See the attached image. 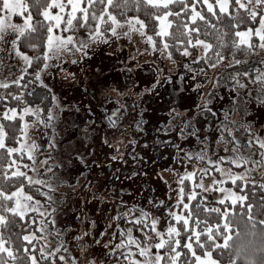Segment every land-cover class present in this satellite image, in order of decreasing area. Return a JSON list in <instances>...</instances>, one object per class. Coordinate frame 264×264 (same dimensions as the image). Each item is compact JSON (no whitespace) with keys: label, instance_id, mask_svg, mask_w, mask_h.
<instances>
[{"label":"rangeland","instance_id":"1","mask_svg":"<svg viewBox=\"0 0 264 264\" xmlns=\"http://www.w3.org/2000/svg\"><path fill=\"white\" fill-rule=\"evenodd\" d=\"M2 3L3 0H0V7ZM82 3L85 7H89L87 24L81 21L80 26L72 31L64 28L54 29L55 34L72 35L75 43H69L57 56H53L47 67L44 66V58L37 65H33L32 61L26 64L17 54V41L16 45H13L12 41L20 33L9 27L0 34L2 36L0 38V127L5 145L0 148L7 152L8 148L21 147V142L31 144L33 141L37 147L42 145L35 159L29 158L26 152L23 155L20 152L12 154L7 152L6 168L9 169L6 178H9L7 181L10 186L4 191L11 193L23 185L24 192L34 198L29 201L30 207H34L36 201L41 202L42 210L44 207L55 206L61 219L58 227L65 231L59 239L50 236L46 237L47 242L44 239L25 241L23 236L28 233L34 234L35 237L45 235L37 226L38 214L35 211L26 213L27 223L15 215L9 221L13 242L4 245L13 250L6 264H31L33 255L37 258L38 264H53V261L55 264H135V260H143L144 257L140 255L134 244L131 245L133 249L131 253L126 251L127 233L125 231L122 236L121 230L127 228L134 229L132 235L142 242L141 246L150 245L149 252L153 256L160 251L170 260L174 255V246L175 251L180 252L177 264H195L192 251L200 256L205 252H211L212 257L220 262L217 255L220 247L223 246L221 237L223 230L216 232L213 227L215 239L208 241L204 228L218 224L212 222L215 217L210 215L209 220L206 221L202 219L201 213L195 215L191 208L202 205V202L219 204L222 213L231 211L235 205L243 207L244 203L239 200L233 205L231 200L227 199L230 193L222 190L227 188L245 199H256L247 189L253 187L254 183L262 182L261 192L256 186L253 188L256 190L254 193L262 194L260 203L255 204L264 219V163L261 162L259 146L254 153L255 164L234 165L229 161L221 162L220 167L223 169L231 170L233 174H240L235 182L227 179L219 170H214V166L209 165L207 159H195V156L201 154L205 143L210 147L204 153L213 154L214 159L218 160L226 154L218 151V148H222L220 146L222 141H200L201 138L198 139L200 134L190 131L194 127L188 131L183 125L180 127L182 130L176 129L184 119L183 116H186V119L188 116L194 117L190 113L184 114L183 110L179 113L177 111L183 109L185 105L188 107L184 109L192 110L191 106L194 103H196L195 107L202 103L201 108L203 103L209 100L208 88L203 86L199 95L187 93L188 99L184 100L185 102L180 93L184 92L186 84L181 80L173 83L171 87L158 86L156 96H148L149 93L141 88L134 89L128 86L118 89L120 70L131 71L134 74V71L139 69V65L143 66L157 57L160 60L158 62L171 70L176 65V57L170 45L168 48L164 47V42L169 43V40L164 38L163 46L160 49L156 48L153 40L150 42L147 39L149 34L138 29L139 19L133 21L131 25L128 23L129 20L120 21L117 32L113 33L108 30L111 22L107 20V13L104 6L100 5V0H95L94 6H88L87 0H82ZM26 10L23 15L29 14ZM93 12L97 18L100 13H105L100 30L106 39L92 35L96 31L95 21L91 18ZM0 15H4V12L0 11ZM22 19L21 13H13L5 23H21ZM239 26L242 29H238ZM251 27L252 25L247 26L245 23L238 24L235 32ZM235 32L232 34L233 37ZM256 39L258 41L255 49L250 52L251 48H243L240 54L247 52L264 54L259 38ZM179 41L191 50L196 49L198 53L206 54L202 46L189 45L186 39ZM232 41L229 47L237 50L233 48ZM172 42L179 45L177 40ZM80 45H86V54L81 53ZM232 51L227 54L220 53L224 59L219 63L214 55L208 59L209 62H205L206 70L211 75L210 81L213 80L214 70L219 64H232L238 61L234 59V51ZM23 52L32 57L31 54ZM116 59H120L122 64L110 65V60ZM21 72H24V76L20 75ZM141 72L138 78L143 81L146 77L149 78L148 75L152 71L148 70L147 72H150L148 74L145 71ZM161 74L163 71L159 70L158 75ZM17 80H19L18 84ZM143 93L146 98L143 102L140 101L144 105L138 115L135 112H126L115 118L120 113L119 108L115 106L120 104L121 98L129 94L128 99L135 101L142 98ZM212 96L215 97L210 98V103L213 102L212 107H215L216 103L227 102V95L212 93ZM150 97L152 99H147ZM26 107L38 111L36 116L29 112L21 117L20 113ZM12 108L17 110L15 115L9 111ZM256 108V116L244 118L240 111L235 109L231 116L234 122L229 124V128L239 131L240 127L248 125L246 129L251 128L264 137L262 130L264 104ZM6 111L7 116L4 115ZM101 112L103 115L106 113L105 118L109 122L115 118L114 133H110L111 127L108 130V125L111 123L101 117ZM176 112L178 116L175 115ZM192 117H189L184 124L196 123L195 117ZM37 119L42 122L36 124ZM237 121H242L243 124L237 125ZM24 122L30 125L26 130L22 126ZM169 122H172L173 126L170 132L166 133L168 130L165 125ZM133 124L140 125L138 126L140 134L134 135L136 132L132 134V130L135 131ZM93 126L99 127L102 135L92 136V133L90 137L87 130L89 131ZM199 145L200 153H198ZM223 146L226 148V145ZM227 154L232 155L231 152ZM108 164L111 165L110 170L106 168ZM16 168H20L26 176L13 178L11 173ZM46 168L51 171L46 172ZM205 168L209 169L207 174L200 171ZM188 172H193L191 179L187 176ZM27 177L32 178L31 182ZM201 178L204 182L203 187L200 186ZM49 182L52 187L47 186ZM193 191L197 196L189 202L188 194ZM49 195L52 196L54 205L48 202ZM186 202L190 203L189 209L183 208V203ZM166 210L179 211L183 215L191 212L190 226L201 233L203 243H196L195 235L184 228L182 221L170 220ZM145 214L157 218V230L163 232L165 236L169 224L174 223L180 229L177 237L181 241L180 245H175L173 241L172 246L156 249L155 244L159 237L151 231L150 226L146 233H142L141 225L135 220L127 222L129 215L140 218ZM196 220L200 223L197 224ZM121 239L125 241L124 247H118ZM33 242L38 245L35 249L31 246ZM188 242L193 243V249L189 250L185 247ZM204 243H207V247H204ZM212 243H217L220 247L213 249ZM58 244L59 248H57ZM40 246L45 247L50 254L42 256L39 251ZM53 249L57 251L53 252ZM112 249L116 250L115 253L111 251ZM61 256L65 259L60 260ZM129 256L135 259L130 260Z\"/></svg>","mask_w":264,"mask_h":264},{"label":"trees","instance_id":"2","mask_svg":"<svg viewBox=\"0 0 264 264\" xmlns=\"http://www.w3.org/2000/svg\"><path fill=\"white\" fill-rule=\"evenodd\" d=\"M99 1V0H96ZM26 3L30 5V8H28L26 11L31 14L32 21L31 23L34 26V31L32 30H26L23 34H20V39L17 40L18 48L22 51H25L32 56V64L37 65L43 60V53L45 51V41L47 38V28L46 24L47 21L44 20L42 13V8L46 6L47 0H25ZM108 0H103V3H101V6H104ZM210 3H213L214 11L209 12L207 9V5L204 3V0H174L173 3L165 6H153L148 5L145 3V0H139V7H137V4L135 0H127V3H124L123 0H114V2L110 5H108V11H110L118 21H127L131 17H137L140 21H143L144 27L143 30L145 33L149 34L153 39V42L156 46V48L160 49L163 46V39L166 38L169 40L168 45L172 48L171 51L174 54L176 65L170 70L166 68L162 63L158 62L160 61L159 58L152 59V61H149L147 64H144L142 67L139 65V69L137 71L133 72L129 71H119V85H117L118 89H122L123 87H134V89L141 88L143 91L145 90L146 93H149L148 96H156L158 95V86H168L171 87L173 83H177L180 80L186 84L184 92H179L180 96L182 97V100H187L188 96L187 93H194L198 94L200 93V90L203 86L208 88L207 95L209 96V100L203 103V106L200 108V105L195 107V104L192 107V110H186L184 108H187L188 106H184L183 109H179L177 112L184 111V114L190 113L195 117V119H198L199 125L198 127H194L190 131H194V133H199L200 136H198V139L200 141H211V142H220V132L223 131L219 127L220 125H225L229 128V124H233L232 122V112L235 111V109H238L240 111V114L242 118L248 117V116H256V110L259 105L264 104V86L261 85L259 81H256L257 76H264V54H240L243 48H248L247 45H242L239 48H236L237 50L231 49V43L234 39L233 35L238 24L241 23V19L247 15L244 9H239L238 5L235 3V0L229 3V12L228 13H220L219 6L216 4L215 0H209ZM244 3L248 4L249 9H253L256 11L257 16L255 20H252L251 17H248V21L251 22H244L247 26L252 25V29L255 30V26L259 24V16L264 15V4H257L256 0H243ZM189 5V7H185V5ZM195 5V8L197 11L201 12V15L204 17V19H200L199 17L197 20L193 21L190 19L192 15V5ZM183 9V11H181ZM165 11L169 12L168 19L172 20V25L169 27V31L171 33L170 36L165 37H159V21L156 20L157 16L163 15ZM137 19V20H138ZM85 24V23H84ZM187 24L189 30L186 31L184 25ZM241 26H239L238 29H240ZM138 29H141V26L138 27ZM242 29V28H241ZM198 30V31H196ZM199 38L202 40H207L210 44L213 45L212 49L209 50L207 54H201L196 51V49L191 50L189 49L190 55L185 56L183 54L182 49L186 47V44H175L172 41H179L181 39H186L187 41L189 38ZM221 41H224V43H221ZM258 39L256 37L254 38L253 46L250 49H255V46L257 44ZM226 49V52H225ZM233 50V56L234 59H238L241 63H232V64H222L218 65L217 68L214 70L213 73V80L210 81V73L206 70L207 65L205 62H209V58L211 55H214L218 57L220 56V53H229ZM224 51V52H223ZM194 53V54H192ZM196 55H199L201 57L200 62L199 60H196ZM146 63V62H145ZM122 64L120 59L116 60H110V65H117ZM187 65V66H185ZM114 70V69H113ZM148 70L152 71L147 72ZM162 70L163 74L158 75V71ZM141 71H145L147 74L150 73L149 78L146 77L145 80H140L139 74L142 73ZM199 72V73H198ZM236 72H239L241 74V81L246 85V87H242L240 89H237L235 87L230 88L228 85L233 84L234 81L230 78L229 74H235ZM243 72H249V76L244 77L242 75ZM221 75V78L218 82V75ZM145 76V75H144ZM227 81V82H225ZM254 81L255 84H254ZM160 82V83H159ZM159 83V84H158ZM178 90V89H177ZM131 93V92H130ZM134 93V91H133ZM212 93H219V95H227V102L224 103H216L215 107H212V104L210 103V98H215L212 96ZM128 95H125L123 98L120 99V104H118L119 108V114L115 117L117 118L120 116V114L126 112L133 113L135 112L137 115L142 110V107L144 104L143 102L146 98L145 94L143 93V99L140 98L138 100L133 101V99H128ZM199 95V94H198ZM92 97V94H90ZM207 96V98H208ZM147 99H152L147 98ZM141 101V102H140ZM185 102V101H184ZM248 103V105H247ZM208 104V105H207ZM111 109V108H110ZM175 109V106H174ZM199 109V110H198ZM256 109V110H255ZM177 110V109H175ZM102 111V109L100 110ZM176 112V116H178V113ZM106 120V113L104 115L102 112L100 113ZM174 115V116H175ZM189 115V114H188ZM196 115V116H195ZM184 119L179 123L178 129L188 120L189 117L186 119V116H183ZM192 117V118H194ZM205 117V118H204ZM108 118V117H107ZM115 118H112L111 122L108 121V123H111L108 125V130L111 127V134L115 132L114 128V120ZM204 118L205 120L203 121ZM252 118V117H251ZM139 120V119H138ZM105 121V122H106ZM193 121V120H192ZM104 122V124H105ZM239 123L243 124L242 121H237V125ZM132 125V124H131ZM184 125H187L184 124ZM137 125L135 126L133 124V127L135 128V131L132 130V134L138 135L140 134V130L138 129ZM165 126H167V132H170V128H172L173 124L172 122L167 123ZM193 127V126H191ZM247 126L243 125L245 133L247 132L246 129ZM182 130V128H180ZM175 131V130H174ZM88 135L92 134V136L96 135H102L101 129L99 127H90L89 131L87 130ZM103 132V130H102ZM226 138L229 137L228 134H226ZM109 136V135H108ZM91 137V135H90ZM245 139H247V135H245ZM204 148L202 149V152L204 153L210 145L203 144ZM223 145H226L225 141H222L220 146H222L221 149L218 148L219 152H225V147ZM197 149V147H196ZM195 149V150H196ZM224 150V151H223ZM201 152V153H202ZM198 153H200V145L198 146ZM203 160V159H202ZM8 158H7V152L5 149L0 148V190L4 191L5 189L10 186L8 183V179L6 178V174L8 173V169L6 168ZM254 183V182H252ZM250 185V184H249ZM260 189L258 190L261 192L263 189L261 188L263 186V183H254L253 187ZM250 187L247 190L251 191V193L254 194V198L256 199H245L243 201L244 206L239 207L238 205H235L231 211H227L222 213V207L217 203L209 202L207 204L200 205L199 208H191V211L196 215L201 213L202 219H205L206 221L209 220L210 215L215 217L212 222L221 224V230H223V222L226 214L227 222L229 220L230 215L234 214L237 211H243L248 213V219L251 221H255L257 218H260L259 222L263 221L261 213L259 212V209L255 203H260L261 195L259 193H254L256 190L255 188ZM253 191V192H252ZM248 192V191H247ZM14 203V200H9L7 203H5L3 197H0V214L6 215L8 217V222L6 225H0V238H3L5 240V244L9 245L13 242V237L11 234V230L9 228L10 225V218L14 217L16 214L6 212V207H11ZM217 204V205H216ZM248 205H252L251 209H249ZM216 208L219 207L221 209L220 212H207L204 209L205 208ZM194 215V216H195ZM200 215V214H199ZM251 215V218H249ZM211 221V220H210ZM211 222V223H212ZM229 223V222H228ZM264 224V223H262ZM231 231V229H230ZM224 249L223 246L220 247L219 254L217 255L219 258H221ZM234 264H235V258ZM10 260V257L7 253H0V264H6ZM19 261V260H18ZM168 256H166V259L164 261V264H168Z\"/></svg>","mask_w":264,"mask_h":264},{"label":"snow or ice","instance_id":"3","mask_svg":"<svg viewBox=\"0 0 264 264\" xmlns=\"http://www.w3.org/2000/svg\"><path fill=\"white\" fill-rule=\"evenodd\" d=\"M39 2V0H37ZM101 3H103V0H100ZM114 0H108V3L104 5L105 12L107 13V20L111 22V27L108 28L109 31L116 33L117 32V26L120 24V21L117 20V18L108 11V5L112 4ZM124 3H127V0H123ZM137 7H139V0H135ZM174 0H145V3L148 5L153 6H160V5H169L173 3ZM216 4L219 6L220 13H228L229 12V0H215ZM204 3L207 5V9L209 12L214 11L213 3H210L209 0H204ZM235 3L238 5L239 9H244L247 15L241 19V23L244 22H250L248 21V17H251L252 20L256 19L257 13L253 9H249L248 4L244 3L243 0H235ZM256 3L264 4V0H256ZM95 0H87L88 6H94ZM185 7H189V5H185ZM192 15L190 17L191 20L195 21L199 17L200 19H204V17L201 15V12L197 11L195 8V5L192 6ZM30 8V5L25 2V0H3L2 7H0V11L4 12V15H0V34L5 32L7 28H12L16 32L23 34L26 30H32L34 31V26L31 23L32 16L31 14L23 15L24 11L26 9ZM55 9V11H53ZM183 11V9H181ZM13 13H21L23 16L21 23H5L7 18L11 16ZM44 17V20L47 21V24L45 25L47 28V39L45 41V51L43 53L44 58V66H48V62L53 56H57L61 49L66 48L69 43H75L74 37L72 35H58L54 33V29L58 28H64L68 31H72L76 28H78L81 24V21H83L85 24H87L89 20V7H85L82 3V0H47L46 6L42 8V13ZM66 16V18H65ZM105 13H100L99 18H97L95 12L91 14V18L95 21V28L96 31L92 34L93 36L97 38H105L103 36V33L101 32V24L104 21ZM169 12L165 11L163 15L157 16L156 20H158L159 23V37H165L170 36L171 33L169 31L170 25H172V20L168 19ZM137 17H131L129 18L128 23L131 25L133 21L137 20ZM63 22V23H62ZM141 30H143L144 24L143 21H140ZM105 27L107 25L105 24ZM186 31H191L188 28V25H184ZM198 31V30H196ZM258 37L260 41V47L264 48V15L259 16V24L255 28V30L248 28L246 30H238L235 32L234 39L232 41L233 48H239L242 45H247L248 47H252L254 43V38ZM2 38V36H0ZM20 39V36H17L15 40L12 41L13 45H16V41ZM147 39L152 42V37L148 36ZM178 44L183 43L182 41H178ZM221 43H224V41H221ZM189 45H193L194 47H203V51L207 54L210 49H212L213 45L210 44L207 40L199 39L198 37L193 40V38H189L188 40ZM155 46V45H154ZM80 51L82 54H86L85 48L86 45H80ZM164 47L168 48L169 45L167 41L164 42ZM183 54L185 56L190 55L189 48L184 47L182 49ZM17 54L22 57L25 61V63H31L32 57L26 55L23 51H21L18 47L16 48ZM194 54V53H192ZM171 55V53H169ZM196 60H201V57L199 55H196ZM224 59L223 56L217 57V63L222 61ZM236 63H241L237 61ZM187 66V65H185ZM21 76H24V72H21ZM39 75V73H37ZM221 75H218V82L221 78ZM230 78L234 81L233 84H229L228 86L230 88H237L240 89L242 87H246L244 83L241 81V74L239 72H236L235 74H229ZM242 75L244 77L249 76V72H243ZM256 81H259L262 86H264V76H257ZM254 81V84L255 82ZM227 82V81H225ZM16 83H19V80L16 81ZM264 90V88H262ZM34 95V93H33ZM13 113V115L16 114L17 110L15 108L9 109ZM32 112L34 116H36V113L38 111H34L30 107H26L23 112L20 113V116L23 117L25 113ZM5 116L8 115V112L6 111L4 113ZM38 123L40 124L42 121L37 119ZM25 130L30 127V125L27 122H24L22 125ZM220 129L223 131L220 132V140L225 141L226 148L225 152L226 154L224 156H221L218 160L213 158V154L211 153H201L197 155V158L199 159H207L209 165L214 166V170H219L222 175H224L227 179H231L233 182L237 180V177L240 176L239 173L233 174L231 170H225L222 167H220V164L222 161H229L231 164L234 165H242V164H248L252 163L255 164V156L254 153L257 151V146H259L260 150V156L262 158L261 162L264 163V137L260 136L258 133L251 130V128L247 129V132L245 133L244 128L240 127V130L237 131L235 128H228L225 125H218ZM226 134L229 135V139L226 140ZM247 135V139L245 140L244 137ZM0 146L4 145L3 140V133H2V127H0ZM42 147H37V144L33 141L31 144H26L24 142H21V147L19 148H8L7 152L9 154H12L14 152H20L21 155H23L25 152L27 153V156L29 158L35 159L36 156L39 153V149ZM231 152L232 155H228L227 153ZM47 159V157H46ZM46 172H50V169H45ZM201 172H204L207 174L209 169H200ZM7 175V174H6ZM11 176L13 178L17 177H25L26 173L21 172L20 168H16L14 172L11 173ZM187 176L189 179L193 177V172H188ZM29 182H31V177H27ZM219 183H222V181H219ZM204 182L201 178V184L200 186L203 187ZM48 187H52L50 182L47 185ZM23 185L16 188L15 191L9 193L0 190V197H3L5 203L9 200H14V203L11 207H6L5 211L10 212L13 214L18 215L22 220L27 223V217L26 213H30L35 211L38 214L39 218V224L37 225L39 230L44 233V236L41 237H35L34 234L28 233L23 236V239L25 241H34V240H41L44 239L46 241V237L50 236H56L58 239L64 235L65 231L63 228L58 227V225L61 222V219L54 207H44L42 210V205L40 201H36L34 207H30L29 201H32L34 198L29 193L24 192ZM225 193H230L229 196H227V199L231 200V203L235 205L237 201L239 200L241 203L244 201L245 197L238 196L237 193L232 192L230 189H223L222 190ZM181 192H183V189H181ZM47 194V193H46ZM197 196V193L195 191L190 192L188 194V201L191 202L194 197ZM207 199V197H205ZM49 203L52 205L55 204L53 198L51 195H49ZM190 203L186 202L183 203L184 209H189ZM197 207H200V205H197ZM249 209H251L252 205H248ZM207 212H220L221 209L219 207L216 208H205L204 209ZM166 214L169 215L170 220H174L176 222L183 223V226L185 229L193 233L196 237V243L201 244L203 243L201 240V233L197 231L195 228L190 226V216L192 215L191 212L188 213V215H183L179 211H171L166 210ZM128 220L127 222H131L132 220H135L139 225H141L140 231L142 233H146L149 226L151 231L155 232V235L159 237L158 242L155 244L156 249H162L165 247L172 246L173 241H175V245H180L181 241L177 238L180 234V229L176 227L174 223H170L169 226L166 229L167 236L161 231L157 230V218H153L147 214L144 216L137 218V216L129 215L127 216ZM251 218V215L250 217ZM150 221V225H149ZM8 222V217L6 215L0 214V225H6ZM196 223L199 224L200 221L196 220ZM261 223H264V221H261ZM213 227L215 228L216 232H221V225H209L208 227L204 228V232L207 234L208 241H214L215 237L213 235ZM119 229V226L117 227ZM231 225L227 222L226 214L223 222V232L227 233L223 236V247H227V242L231 238ZM71 230V228L69 229ZM133 228H127L126 230H121V235L123 236L125 234V231L127 233V244L128 247L126 248V251L128 253H131L133 251L131 245H135L136 249L139 251L140 255L144 257L143 260H135V264H164V261L166 259V254H162L160 251H157L154 256L149 252L150 245L141 246V241L132 235ZM5 240L3 238H0V253H7L9 256L12 255L13 250L10 247H5ZM125 241L121 239V244L118 245V247H124ZM32 248H37V243H32ZM212 248L215 249L217 247H220L217 243H212ZM60 245H57V248H59ZM185 247H187L189 250L193 249V243L188 242ZM204 247H207V243H204ZM39 251L42 254V256H47L50 253H48L45 249V247L40 246ZM53 252L57 251V249H53ZM113 253H115V249L111 250ZM174 255L171 256L170 260L168 261V264H177V259L180 257V252L175 251V248L173 246ZM192 256L195 257V264H220V262L217 259H214L212 257L211 252H205L203 256L197 255L195 251H192ZM65 257L61 256L60 260H64ZM130 260H134V257L129 256ZM31 264H38L37 258L33 255L31 257ZM53 264H55V261H53Z\"/></svg>","mask_w":264,"mask_h":264},{"label":"clouds","instance_id":"4","mask_svg":"<svg viewBox=\"0 0 264 264\" xmlns=\"http://www.w3.org/2000/svg\"><path fill=\"white\" fill-rule=\"evenodd\" d=\"M259 220H249L243 211L230 215L231 238L222 250L220 264H234L233 258L235 264H264V224ZM226 234L221 233V237Z\"/></svg>","mask_w":264,"mask_h":264},{"label":"flooded vegetation","instance_id":"5","mask_svg":"<svg viewBox=\"0 0 264 264\" xmlns=\"http://www.w3.org/2000/svg\"><path fill=\"white\" fill-rule=\"evenodd\" d=\"M195 121H196V123H192V124H190V125H184L183 124V126H185L187 129H191V126H193V127H198V125H199V122H198V120L197 119H194ZM262 130H264V129H262ZM195 159H199V158H197V156H195ZM110 170V169H109ZM116 208L118 207V205H116L115 206ZM115 215H117V213H115Z\"/></svg>","mask_w":264,"mask_h":264},{"label":"water","instance_id":"6","mask_svg":"<svg viewBox=\"0 0 264 264\" xmlns=\"http://www.w3.org/2000/svg\"><path fill=\"white\" fill-rule=\"evenodd\" d=\"M106 168H107V170H109V169L111 168V165L108 164V165L106 166Z\"/></svg>","mask_w":264,"mask_h":264}]
</instances>
